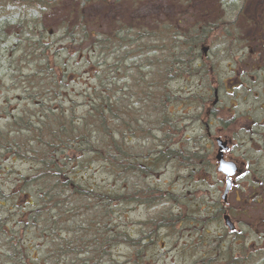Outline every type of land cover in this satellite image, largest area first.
<instances>
[{"label": "rangeland", "instance_id": "1", "mask_svg": "<svg viewBox=\"0 0 264 264\" xmlns=\"http://www.w3.org/2000/svg\"><path fill=\"white\" fill-rule=\"evenodd\" d=\"M86 1L87 4L83 7L77 0L61 1L59 6H51L36 19L35 25L42 33H35V36L43 43L40 46L44 50V60L33 57L30 59L33 65L25 64L26 70L22 76L0 85L2 143L6 142L7 137L16 139L17 135L6 131L11 128L9 124L13 118L21 112L38 116L53 105L48 101L45 103L46 99L43 97L42 107L36 106L39 101L29 98L35 90L25 83V75L32 69L42 70L48 64L63 93L61 102L66 115L82 117L87 110L83 93L95 86V77L89 71L96 57L87 50L95 36L122 38L123 32L119 31L123 27L147 31L150 35L141 42V52L136 49L135 44L132 46V41H128L132 51L126 56V61L123 60L127 70L119 75L120 92L116 94L125 98L124 100H127L129 94L133 100H128V105L119 107L116 104L121 100L114 96L115 107L121 109V120L118 119V123L111 119L109 125L113 140L119 138L118 131L124 130L123 124L135 129L132 135L130 132L125 135L126 140L130 138L126 144L129 153L143 155L152 150L161 152L155 167L148 174L130 175L128 188L131 192L153 188L160 190L163 197L153 206L136 202L127 205V230L130 231L131 238L138 242L137 247H120L113 251V255L120 259V263L125 264H224L227 258L225 246L229 245L234 251L235 259H241L236 264H264V199H247L248 192L236 186L223 204L220 197L224 185L218 184L219 176L212 169L206 173L210 177L209 181L187 187L186 179L183 178L185 172L179 170L176 173L172 168L170 151L174 132L172 118H179L180 126H184L182 122L185 124L189 120L181 114L184 112L183 99L192 92H198L199 95L204 93L205 90L201 89L203 74L206 75L203 82L209 80L210 83L212 77L217 80L219 112L215 110L214 114L204 116L202 111L200 116L201 110L193 108L189 114L198 116L194 121L190 120V125L180 135L188 134L191 138L205 136L199 120L211 123L209 130L212 135H225L232 139L229 156L237 159L241 155L246 156L263 171L264 156L256 150L260 148V144L254 141L252 132L264 134L261 100L255 99V94L260 95L259 91L264 84V0H242V7L239 4L236 7L223 6L227 0ZM235 1L239 3L240 0ZM232 10L237 11L236 23L230 24L227 29L220 27L216 39L218 41L211 44L213 52L218 54L216 58H209L212 67L209 65L197 68V58L189 66H185L186 70L194 74L169 78L162 85L163 62L167 65L171 56L178 53L172 51L173 46L169 43H160L159 38L156 40L155 30L168 34L174 31L186 33L190 26L198 22L201 24L220 20L222 13L225 14V20H231L235 14ZM161 24L164 27L160 29ZM76 25L86 27V31L90 33L88 40L73 43L69 42L71 39H63L62 29H70ZM13 31L9 29L6 32L11 35ZM78 34L77 31L76 35ZM131 38V35L127 36V40ZM199 49L198 47V55ZM241 54L242 59L238 60ZM140 57L146 67H133L132 61ZM172 70L175 72L176 69ZM235 79L241 82V87L232 89L224 86L228 80ZM162 95H166L169 101L167 116L162 115L161 102L157 98ZM181 98L182 101L178 103ZM210 98L212 100V94ZM34 136V133H28L17 139V142L24 145L21 153H24L25 145ZM214 150L216 151V146ZM1 154L0 152V264H22L19 258L25 255L19 252L24 247L23 243L28 242L29 255L32 257L36 256L33 253L35 248L45 243V240L43 242L38 237L40 231L21 225L26 220L25 217L28 221L26 214L38 209V199L25 178L37 170L38 164L35 163L38 161L27 159L24 155L12 160ZM84 154L82 160L85 162L78 169L87 172L89 183L114 188L116 185L107 178L105 167L89 159L86 156L88 153ZM199 161L196 158L194 164L199 165ZM241 161L248 165L247 158L243 157ZM237 185H240L238 181ZM117 187L120 185L117 184ZM240 192L243 194L240 195ZM63 210L60 208L59 214ZM226 210L235 226L234 232H229L224 226L222 217ZM54 214L56 211H50L48 206L44 208V217L41 218L44 230L45 226L50 225L49 216ZM157 220L163 221L164 226L158 227L155 223L159 222ZM149 222L153 226L151 229L148 227ZM145 236L149 238V249L146 250V247H142ZM8 239L12 242L10 247ZM241 248L242 253L238 254ZM43 251L45 254L48 252L45 248ZM29 262L37 263L26 260L27 264Z\"/></svg>", "mask_w": 264, "mask_h": 264}, {"label": "trees", "instance_id": "2", "mask_svg": "<svg viewBox=\"0 0 264 264\" xmlns=\"http://www.w3.org/2000/svg\"><path fill=\"white\" fill-rule=\"evenodd\" d=\"M61 1L64 0H0V85L4 81H12L22 76L26 70L25 64L33 65L30 62L33 57L36 60H44V50L40 46H43V43L35 36V33H42L35 25L36 19L45 14L51 6H59ZM77 1L81 7L87 4L86 0ZM236 4L242 7L244 1L240 0L238 3L235 0H227L222 5L236 7ZM232 12L235 14L233 18L230 17L231 20L220 19V22H223L220 23L222 28L227 29V26L236 22L237 11ZM159 27L161 29L164 24ZM200 27L190 26L186 33L174 31L168 34L155 30L156 40L159 38L160 43H169L173 46L172 51L178 53L174 57L171 56V63L166 62L165 65L163 62L162 85L169 78L194 74L186 70L185 66L197 59L198 47L207 43V28L204 25ZM9 29L14 30L11 35L6 32ZM209 29L211 31L213 28ZM119 32H123L122 38L95 36L94 42H91L87 49L96 57L89 71L95 77V86L83 93L87 110L82 117L66 115L61 102L63 93L60 91L59 82L55 81L53 69L51 71L48 64L42 70L35 68L25 75V83L35 90L29 98L39 101L36 106L42 107L43 97L46 99L45 103L48 101L53 105L38 116L21 112L13 118L9 124L11 128L6 131L17 135L16 139L7 137L6 142L2 143L3 137L0 138L2 157L13 160L24 155L27 159L38 161L35 163L38 164L37 170L25 177L38 199V209L26 214L28 221L25 217L26 220L21 225L40 231L38 237L43 242L45 240V243L35 248L33 253L36 256L33 257L29 255L28 242L23 243L24 247L19 252L25 255L19 258L22 264H27L26 260L35 261L36 264H125L120 263L113 251L120 247H137L138 242L131 238L130 231L127 230V205L136 202L153 206L163 197L160 190L153 188L134 192L128 188L130 175L148 174L155 167L161 152L152 150L143 155L129 153L126 144L130 138L126 140L125 135L128 132L132 135L135 129H130L124 124V130L118 131L117 140H113L110 133L109 121L114 119L119 123V107L128 105L126 102L133 100L127 93V100L116 94L120 92L119 75L127 70L123 60L126 61V56L132 51L128 41H132V46L135 44L136 49L141 52V42L150 35L147 31L128 27H123ZM89 34L86 27L80 25L62 29L63 39H71L69 42L73 43L88 40ZM128 35L132 36L129 40ZM40 60L37 61L38 64ZM131 65L138 69L146 67L141 57L134 59ZM173 68L176 69L175 72ZM114 96L125 104L120 101L116 104L120 106L115 107ZM157 98L159 103L161 102L162 115L167 116L168 97L162 95ZM153 106L155 107L154 104ZM42 120L44 121L40 122ZM28 133H34L35 136L28 140L24 153H21L24 145L17 142V139ZM84 153H88L86 156L89 159L105 167L107 178L116 185L114 188L89 183L87 172L78 169L85 162L82 160ZM117 184L120 187H117ZM46 206L50 211H56V214L49 216L50 225L45 226L44 230L41 218L44 217ZM60 208L64 209L62 214H59ZM150 222L148 227L151 229L153 226ZM162 222L155 223L160 227L164 226ZM148 239L146 236L143 238L142 247H146L145 250L149 249ZM7 241L8 246H12L10 239ZM44 248L48 251L47 254L43 251ZM242 250L241 248L238 254H241ZM225 254L227 258L224 264H236L241 261L235 259L234 251L229 245L225 246Z\"/></svg>", "mask_w": 264, "mask_h": 264}, {"label": "flooded vegetation", "instance_id": "3", "mask_svg": "<svg viewBox=\"0 0 264 264\" xmlns=\"http://www.w3.org/2000/svg\"><path fill=\"white\" fill-rule=\"evenodd\" d=\"M225 14L222 13L221 19L224 18ZM223 22L213 21L211 23L203 22V23H196L192 25L191 27H198L201 28V25H204L207 28V37L206 41L207 43L204 44L205 47H207V51L203 52L202 47L200 49V55L197 54L198 62L196 64L197 67L202 66V68H206L210 65L212 67V64L209 60L211 56L213 58H216L218 56L217 53L213 52V47L211 44H215L218 40L217 34L218 30L220 29ZM236 23V22H235ZM209 28H213L215 31H210ZM212 32V33H211ZM235 55V54H234ZM242 54L239 57L238 60L242 59ZM208 64V65H207ZM206 75L202 74L201 78V89L205 90L204 93H201L199 95L198 92H192L189 94L185 99H183L184 107L182 112V115H185L189 120H186V123L182 124L184 126L179 125V118H172V127L174 129L173 132V140L171 144V163L172 168L176 171V173L181 170L185 172V175L183 176L184 179H186L187 187L191 186L192 184H198L201 182H207L209 181V176L206 175L209 170H214L218 177V184L224 185V188L227 184V182L230 183L229 191L221 200H228L230 192L233 188L236 186H239L242 191L248 192L247 199L250 200H261L264 199V169L263 171L260 170L259 166L253 162L252 159L241 155L240 159H237L233 156H229V153L231 152V146H232V139L230 137H227L225 135H212L209 128L212 126L211 123H206L203 120H199V122L203 125V130L205 132V136H197V137H188V134L180 135L184 129L188 127V124L190 120H195L198 115L191 116L189 112L194 110L193 108H196L203 111L204 116H209L210 114H214V111L217 110L219 112V87L217 86V80L212 77V79L208 81L203 82V77L205 78ZM229 86L232 89L241 87V82L238 79L228 80V82L224 84L226 87ZM260 95L255 94V99H260V110L264 113V84L262 85V88L259 91ZM210 94H212V100H210ZM181 100L178 101L181 102ZM176 103V104H178ZM211 112V113H210ZM212 117V116H211ZM250 120V119H248ZM252 135L254 136V141H257L258 144H260V148H257L256 150L259 151L262 156H264V134H257L252 132ZM253 138L250 139L252 141ZM225 149H222L221 157L222 161L224 162H230L233 163L235 170L231 176H227L221 171H218L219 167V159H218V153H219V147L221 144ZM196 144V145H195ZM161 146V145H160ZM216 146V151L214 150ZM247 158V163L244 161H241V159ZM196 158H199V165L194 164V160ZM203 168V169H201ZM262 169V168H261ZM178 178V177H177ZM260 182H257L259 181ZM237 181L240 185H237ZM243 184V185H241ZM248 190V191H247ZM223 193V192H222ZM243 194L240 192V195ZM226 213L228 214V210H226ZM226 213H223L226 214ZM229 215V214H228Z\"/></svg>", "mask_w": 264, "mask_h": 264}, {"label": "water", "instance_id": "4", "mask_svg": "<svg viewBox=\"0 0 264 264\" xmlns=\"http://www.w3.org/2000/svg\"><path fill=\"white\" fill-rule=\"evenodd\" d=\"M202 51L206 52L207 51V47H202ZM219 143L221 144V142L219 141ZM222 149H225V147H223V145L221 144V146L219 147V153H218V159H219V167H218V171L223 172L224 174H226L227 176H231L235 170V167L233 165V163L230 162H224L222 161V159H220L221 157V153H222ZM230 187V183L227 182L224 193L222 195V199H224V197L226 196L228 190ZM222 201H226V200H222ZM223 221L225 226L228 228L229 231H233L234 230V225L233 223L230 221V218L228 215H224L223 216Z\"/></svg>", "mask_w": 264, "mask_h": 264}]
</instances>
